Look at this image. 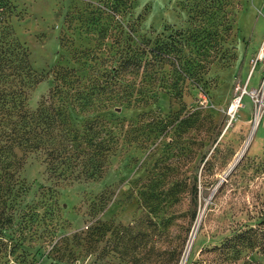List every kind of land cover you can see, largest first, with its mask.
I'll return each instance as SVG.
<instances>
[{"label": "rangeland", "instance_id": "374dc122", "mask_svg": "<svg viewBox=\"0 0 264 264\" xmlns=\"http://www.w3.org/2000/svg\"><path fill=\"white\" fill-rule=\"evenodd\" d=\"M11 1L19 11L15 34L32 66L47 75L27 95L31 109L52 85L54 67H81L79 51L96 49L102 56L120 39L131 37L134 44L168 27H185L189 18L185 0ZM236 4L228 42L234 58L211 65L207 93L191 89L184 106L160 93L148 106L100 112L126 124L153 110V145L122 143L95 181H55L42 155L31 154L21 172L28 185L22 200L38 217L0 228L7 245L0 264H21L22 251L24 264H179L192 234L184 264H264L257 248L234 261L206 251L239 229L264 226V0ZM193 109L197 121L189 124ZM176 112L188 121L160 127L158 118L169 124ZM17 238L25 245L10 254Z\"/></svg>", "mask_w": 264, "mask_h": 264}, {"label": "trees", "instance_id": "16d2710c", "mask_svg": "<svg viewBox=\"0 0 264 264\" xmlns=\"http://www.w3.org/2000/svg\"><path fill=\"white\" fill-rule=\"evenodd\" d=\"M185 1L187 26L168 27L167 33L134 44L131 37L120 39L102 56L96 49L79 51L81 67H54L52 85L31 109L27 95L47 75L32 66L28 48L15 34L12 21L19 13L15 4L0 0V228L10 227L13 220L38 217L35 207L22 200L28 185L21 172L31 154L42 155L45 170L55 181L98 180L122 143L148 146L155 140L153 110L142 111L126 124L101 111L114 105L148 106L160 93L184 106L183 97L191 89L208 92L205 76L211 65L216 61L226 65L234 58L228 42L237 0ZM198 112L192 110L190 122L185 117L179 120L176 112L169 124L158 118L159 125L168 128L184 120L193 124ZM51 206L46 205L47 213ZM24 242L11 239L9 253L24 247ZM2 245L7 246L0 242V252ZM255 248L264 253V226L239 229L206 251L234 261L242 251ZM21 255L19 262L24 264L25 251Z\"/></svg>", "mask_w": 264, "mask_h": 264}, {"label": "bare ground", "instance_id": "6f19581e", "mask_svg": "<svg viewBox=\"0 0 264 264\" xmlns=\"http://www.w3.org/2000/svg\"><path fill=\"white\" fill-rule=\"evenodd\" d=\"M232 105H231V108H230V111H233L236 107H237V104H236V100H234V101H232V103H231ZM259 111H258V113L256 114V119H255V123H254V126H253V128H255V127H257L256 125H257V123L259 122ZM192 237H193V234L191 235V237L189 238L190 240H189V243H188V245H187V247H186V249H185V251H184V256H183V258L181 259V261H180V263L179 264H184V262H185V260H186V258H188L187 256H188V252H189V248H190V246H191V243H192Z\"/></svg>", "mask_w": 264, "mask_h": 264}, {"label": "water", "instance_id": "95a60500", "mask_svg": "<svg viewBox=\"0 0 264 264\" xmlns=\"http://www.w3.org/2000/svg\"><path fill=\"white\" fill-rule=\"evenodd\" d=\"M241 96H239L238 98H240ZM246 144V143H245ZM244 148V147H243ZM245 148L242 149V151L237 155V157H235V159L231 162L230 167L228 168L227 172H230L231 169L235 166L236 162L239 160L240 156L243 154Z\"/></svg>", "mask_w": 264, "mask_h": 264}, {"label": "built area", "instance_id": "2783aa9c", "mask_svg": "<svg viewBox=\"0 0 264 264\" xmlns=\"http://www.w3.org/2000/svg\"><path fill=\"white\" fill-rule=\"evenodd\" d=\"M238 99H240V98H236V103L238 102Z\"/></svg>", "mask_w": 264, "mask_h": 264}]
</instances>
